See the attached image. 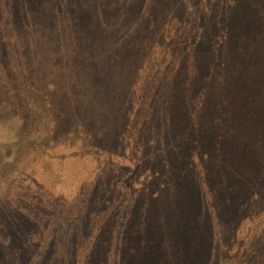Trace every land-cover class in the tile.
I'll return each mask as SVG.
<instances>
[{
  "label": "rangeland",
  "instance_id": "1",
  "mask_svg": "<svg viewBox=\"0 0 264 264\" xmlns=\"http://www.w3.org/2000/svg\"><path fill=\"white\" fill-rule=\"evenodd\" d=\"M0 264H264V0H0Z\"/></svg>",
  "mask_w": 264,
  "mask_h": 264
}]
</instances>
